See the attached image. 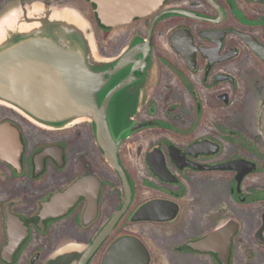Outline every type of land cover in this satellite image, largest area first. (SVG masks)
<instances>
[{
    "label": "flooded vegetation",
    "instance_id": "af4514ba",
    "mask_svg": "<svg viewBox=\"0 0 264 264\" xmlns=\"http://www.w3.org/2000/svg\"><path fill=\"white\" fill-rule=\"evenodd\" d=\"M41 1L81 9L104 57L141 53L103 93L109 151L90 120L0 103V264H264V0H167L116 27Z\"/></svg>",
    "mask_w": 264,
    "mask_h": 264
},
{
    "label": "water",
    "instance_id": "95a60500",
    "mask_svg": "<svg viewBox=\"0 0 264 264\" xmlns=\"http://www.w3.org/2000/svg\"><path fill=\"white\" fill-rule=\"evenodd\" d=\"M100 23L116 27L158 11L167 0H87ZM133 41L117 58L104 57L90 19L72 4L23 3L0 18V103L35 123L62 128L92 121L106 151L116 126L109 108L117 70L141 53ZM115 64V65H113ZM101 97V99H100ZM124 126L117 123L119 136ZM122 139H120L119 143ZM85 256L76 261L83 264Z\"/></svg>",
    "mask_w": 264,
    "mask_h": 264
},
{
    "label": "trees",
    "instance_id": "16d2710c",
    "mask_svg": "<svg viewBox=\"0 0 264 264\" xmlns=\"http://www.w3.org/2000/svg\"><path fill=\"white\" fill-rule=\"evenodd\" d=\"M87 2H89V1H87ZM90 3V2H89ZM92 6H94V4H92V3H90Z\"/></svg>",
    "mask_w": 264,
    "mask_h": 264
}]
</instances>
